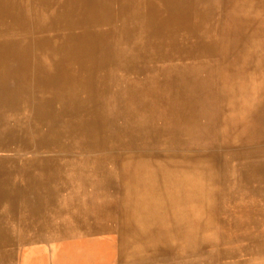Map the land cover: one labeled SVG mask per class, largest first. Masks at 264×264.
<instances>
[{"label":"bare ground","instance_id":"1","mask_svg":"<svg viewBox=\"0 0 264 264\" xmlns=\"http://www.w3.org/2000/svg\"><path fill=\"white\" fill-rule=\"evenodd\" d=\"M227 4L231 7L226 8ZM51 8H56L50 17L51 23L39 26L43 11ZM252 9H257L256 20L249 18ZM224 10L233 15L224 17ZM166 11L167 16L159 27L144 37L145 22L155 20L158 15L157 9L146 1L143 5L142 0H0V152H4L0 154V208L18 212L27 223L32 221L28 226H37L38 236L52 228L47 215L56 217L60 212L65 215L67 210L73 213L79 208L82 202L77 193H86L92 180L103 185L108 178L113 180L118 176L115 160L105 156V149L107 144L119 142L129 150L121 157L123 165L133 166L138 177L137 181L128 179L131 184L123 183L126 194L136 202H148L144 206L138 203L141 207L138 211L147 206L157 214L170 213L171 220L157 239L141 218L133 230L131 225L121 226L120 255L139 259L171 252L170 248L157 244L174 237L182 245L188 237L211 226L207 219L199 222L195 215L200 209L207 216L206 206H189L188 209L180 205L199 193L195 200H201L200 196L206 193L200 192L203 179L192 173L206 165L190 160L189 146L184 142L192 137L190 131L179 135L175 131L157 129V144L151 145V136L147 135L151 130H147V126L151 116L165 112L169 101L182 107L174 109L175 113L190 114L191 100L174 92L178 80L163 78L173 70L174 66H169L167 59L172 54L193 56L198 51L201 57L195 60L202 59L205 72L213 68L218 56L224 58L217 64L221 65V81L237 89L235 98L243 100L245 105L249 101L245 93L248 88L255 85V89L261 90L264 87V82L253 84L254 79L238 69L241 64L240 67L246 68L251 60L264 68V21L261 19L264 18V0H168ZM236 12L239 18L234 15ZM232 25L256 41L251 51L236 40ZM162 28H171L172 32L167 33ZM200 38L205 45L203 49L193 52L186 48L175 49L180 48L181 39L196 44ZM171 44L173 47L168 53L164 47ZM149 54L153 56L147 57ZM106 96L108 109L104 107ZM149 102L156 106L150 109ZM250 106H253L251 111L264 116V107L260 104ZM239 114L240 110L233 115ZM20 115L22 117L14 120ZM223 125L221 130L225 136L227 128L236 123ZM33 139L36 141L32 144ZM135 147L146 150L139 155L134 153ZM154 147L162 153L149 150ZM173 147L181 150L175 151L178 155L166 154ZM40 150L55 154L58 160L53 157L50 161L45 157L43 161L34 154ZM16 155L21 158L20 163L10 161ZM156 161L158 164H153ZM163 161L167 166H163ZM153 165L165 167L158 180L141 176ZM15 166L21 168L22 174L18 176L25 182L20 192L11 183ZM251 178L264 181V172L255 173ZM75 184L80 186L79 191L73 189ZM259 185L253 184L251 198L260 196H256L260 193ZM245 194L248 193L235 191L233 198L245 199ZM17 199L23 203L15 202ZM251 207L257 211V207ZM212 210L215 209L212 207ZM256 211L254 220L259 219ZM68 217L79 225V217ZM96 218L99 229L103 217ZM83 219L84 226H89L88 217ZM181 220L183 222L179 223ZM178 227L183 231L178 233ZM61 228L62 225H55L54 242L59 240ZM8 243L7 236L0 232V251L5 250Z\"/></svg>","mask_w":264,"mask_h":264},{"label":"rangeland","instance_id":"2","mask_svg":"<svg viewBox=\"0 0 264 264\" xmlns=\"http://www.w3.org/2000/svg\"><path fill=\"white\" fill-rule=\"evenodd\" d=\"M145 1L154 10L157 9L158 14L155 20L145 22L144 37H147L149 33L154 32L159 27L161 20L167 16L166 5H168V0H142L143 5ZM225 7L230 8L231 4H227ZM55 10L56 8H51L48 12L43 11V16L38 25L41 27L49 25L51 23L50 17ZM228 11L223 14L224 17L227 14H232L231 11ZM143 12L146 10L143 9ZM234 15L239 18L237 12ZM187 17L191 23L189 15ZM249 18L253 20L258 18L257 9L250 11ZM261 19L264 21V18ZM162 29L163 31L166 30L167 33L172 32L171 28ZM231 31L236 40L247 51H251L257 44L256 41L252 40V37L244 36L236 25H232ZM201 40L203 38L196 40V44H192L186 42L187 39H181L178 42L180 48L176 47L175 49L181 51L186 48L192 52L199 50V48L203 49L205 45ZM172 47L171 44L164 48L169 53ZM148 51L154 52L153 50ZM194 53L193 56L174 54L168 56V65L174 67L173 70H169V73L163 76L168 81L178 80L176 85L174 84V92L178 93L180 97L183 96L191 100L189 104L190 114L175 113L174 109L182 107L172 105L169 101V106L166 107L165 112L151 116L147 126L149 127L147 130L149 129L151 132H148L147 135L151 136V145H156L157 129L168 133L175 131L179 135L181 132L185 134L190 131L192 137L184 142L189 146L188 150L192 156L190 160L202 161L206 165L192 172L197 173L198 177L203 179L201 181L203 190L200 188V192L206 193L200 196L201 200H195L199 193L194 195L188 203H180V205H185L188 209L189 206H206L207 216L200 209L195 212V215H198L199 222L207 219L211 228L206 226L207 230H201V233L188 237L182 245L174 237L169 242L157 244L170 248L171 252L163 251L153 257L139 259L129 257V255H120L118 238L121 226L131 225L133 230L134 224H138L139 218H141L144 224L150 226L148 231L153 233L157 239L160 238L158 234L165 229L166 223H170L171 220L168 217L170 213L167 214L163 211L157 214L147 206L143 207L142 211H138L137 208H141L137 206L138 203L144 206L148 202H136L134 197H129L126 194L125 187H123L125 182L131 184L132 181L138 180L137 172L133 166H124L121 159L129 150H126L123 142L113 145L107 144L105 156L115 160V171L118 176L113 180L108 178L103 185L92 180L93 182H90L91 187L85 190L86 193L78 194L76 192L82 202L78 206L84 211L78 208L73 213L67 210V213L64 212L65 215L62 212L56 214V217L47 215L50 226L52 224V228L47 234L38 236L36 234L37 226H28L32 221L27 223L22 220L23 216L20 217L18 212H8L0 208L2 228L0 232L3 231L9 240L7 248L0 251L1 264H264V217L260 218V214L264 216V181H256L251 178L255 173L264 172V116H258L254 110L251 111L253 106H250L251 104H260L261 107H264V87H261V90L255 89V85L248 88L245 93H247L249 101L245 105L243 100L235 98L237 89L230 88L221 81V65L217 66V64H220L219 62L223 61L224 58L221 59V56H218L212 65L213 68L205 72V64L201 62L202 59L195 60L201 56L198 51ZM152 56L149 54L147 57ZM216 56H213L212 59ZM210 57L205 61H209ZM238 66L240 72L248 74V77L256 80H253V84L257 85L259 82H264V68H261L255 60H251L246 68L240 67L242 64ZM193 85H195V89L192 88ZM162 103L166 104L165 102ZM151 106L155 107L156 105L149 102L148 107L150 109ZM104 107L109 108L107 96ZM169 110H172V113ZM238 110H240V114L235 117L233 114L237 113ZM20 117L22 115L16 116L14 120ZM228 122H234L236 125L227 128L224 136L221 130L222 125ZM224 127L225 125H223ZM35 141L33 139L32 144ZM75 144L77 145V143ZM138 147H135L133 151L142 155L140 153L146 149ZM73 149L74 152L77 151L75 146ZM149 150L154 153H162L158 151L157 147ZM175 151L181 150L173 147L166 154L172 155ZM3 153L0 152V154ZM34 154L43 161L46 158L51 161L53 157L58 160L55 154L45 150H40ZM175 154L178 155V153ZM20 159L16 155L10 161L16 160L17 163H20ZM157 162L153 164H158ZM163 163H165L163 166H167L166 162L163 161ZM164 169L165 167L157 168L153 165L141 176L148 175L151 176V181L153 177L158 180V176L162 175ZM4 171L7 172V168H4ZM14 172L15 175L11 177V183L14 189L20 192L25 184L24 178L18 176L22 174L21 168L15 166ZM128 179L132 181L130 182ZM75 180L80 182L77 178ZM254 183L260 184V193L256 195L260 196H255L256 199L251 198L254 196ZM5 185L10 187L8 184ZM2 189L5 190V187ZM73 189L79 191L80 186L75 184ZM194 190L196 191V189ZM235 191L248 194L243 195L245 199L238 200L233 198ZM16 201L23 203L21 199ZM254 201L256 203H253ZM240 204L242 207L239 208ZM251 206L257 207V211ZM212 207L215 209L214 211ZM255 211L259 219L254 220ZM101 215L103 224L97 229L98 219L96 217ZM68 216L75 219L79 217L77 220L79 225L70 221ZM84 216L86 219L88 217L87 221L90 222L87 227L82 222ZM32 219L34 220V218ZM258 220L259 224L257 223ZM176 221L178 222V219ZM182 222L183 220L179 223ZM55 225L58 227L62 225L57 242H54L56 238ZM243 225L247 226L243 227ZM173 231L175 232V229ZM180 231H183L182 227H178V233ZM176 247H178L177 250ZM131 249H134L133 245H131Z\"/></svg>","mask_w":264,"mask_h":264}]
</instances>
